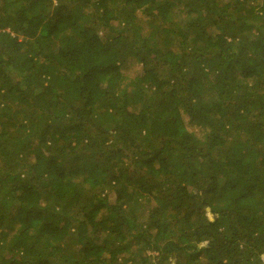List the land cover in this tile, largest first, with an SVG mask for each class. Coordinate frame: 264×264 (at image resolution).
Listing matches in <instances>:
<instances>
[{
	"label": "trees",
	"instance_id": "obj_1",
	"mask_svg": "<svg viewBox=\"0 0 264 264\" xmlns=\"http://www.w3.org/2000/svg\"><path fill=\"white\" fill-rule=\"evenodd\" d=\"M0 264H264V0H0Z\"/></svg>",
	"mask_w": 264,
	"mask_h": 264
},
{
	"label": "rangeland",
	"instance_id": "obj_2",
	"mask_svg": "<svg viewBox=\"0 0 264 264\" xmlns=\"http://www.w3.org/2000/svg\"><path fill=\"white\" fill-rule=\"evenodd\" d=\"M140 14L141 13H139L138 12V16H140ZM145 24H143L142 26H144ZM137 69H139V65L138 64H133L132 66H130L128 69H122V68H120L119 70H118V72H120L121 74H127V73H132V72H135ZM195 131V133L197 134V135H200L201 134V131H202V129L201 128H199V127H194L193 128Z\"/></svg>",
	"mask_w": 264,
	"mask_h": 264
}]
</instances>
